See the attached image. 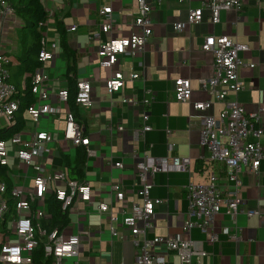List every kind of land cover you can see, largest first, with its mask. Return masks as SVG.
Listing matches in <instances>:
<instances>
[{"label": "crops", "instance_id": "crops-1", "mask_svg": "<svg viewBox=\"0 0 264 264\" xmlns=\"http://www.w3.org/2000/svg\"><path fill=\"white\" fill-rule=\"evenodd\" d=\"M43 2L52 15L45 29V37L47 50L53 53V58L43 64L50 75L52 105H57V90L75 89L76 83L81 80L91 82L92 105L82 109L75 105L72 111L84 125L86 135L91 139L90 148L95 149L97 155L88 157L85 146H73L64 139L62 130L66 109H71L69 103L66 109L62 107L61 112L43 117L38 124L25 110V126L20 132L32 133L38 129L55 134V140L50 143L52 163L47 167L49 172L67 170L69 173V167L74 165L76 157L86 152L85 176L79 181L91 185L93 206L89 207L87 215L68 213L69 223L62 228L67 235H84L79 264H136V250L132 241L113 236L109 215L98 213L96 207L100 202H105L113 212H118L124 206L129 209L134 202L142 203L143 199L138 194L140 180L135 171L140 158L132 157L131 153L165 157L169 154L168 142L171 141L175 145L172 154L189 155L194 160L193 168L191 172L168 170L156 173L151 196L162 199V202L156 206L154 227L148 230L147 236L152 239L156 235L176 234L182 230L188 210L187 184L190 180L205 181L207 167L220 168L219 164L207 165L202 159V155L207 154L200 144L202 116H217L224 107V103L215 100L203 89V83L213 74L214 57L211 52L203 50L202 45L207 36L215 35L228 36L248 46V50L240 55L246 63L239 70L243 89L233 97L249 113L264 109V0H245L240 11L222 10L221 21L216 24L210 20L211 12L207 9H204L200 23L188 21L189 9L202 7L201 0L153 2L150 13L153 34L146 43L145 51L137 52L135 56L122 55L114 68L101 65L98 54L100 44L112 36L128 37L139 33V29L131 28L130 23L137 16V0ZM106 5L112 6L116 20L112 34L99 29L102 21L99 11ZM177 23L183 24L181 30L176 29ZM59 24L66 30L67 42L75 57V69L71 75L68 74L71 58L60 45ZM73 26H76L75 30L70 29ZM25 34L23 22L16 13L0 14V52L13 61L14 66L9 68V74L13 76L20 73L17 63L19 57L26 54L23 46ZM117 71L123 73L125 86L110 93L107 81ZM134 72L140 73L141 77L132 79ZM25 76L26 73H21L16 80L12 77L10 82L15 85L20 83V87H23ZM179 78L191 81L189 102L181 103L175 99V82ZM125 96H134L139 104L133 106L123 102ZM145 97L152 99L149 123L153 129L146 133L145 140L135 141L133 130L142 124L145 106L141 101ZM211 99L213 103L205 111L195 109V102ZM262 117L264 123V113ZM4 126H7L6 121L0 117V127ZM167 130L171 131L170 135ZM262 142L264 144V135ZM10 161L11 168L6 167V177H1L11 185L32 186V180L24 175L26 171L31 175L30 169L13 156ZM118 161L124 163L123 168L114 166ZM240 177L243 204L236 222H232L226 214L225 204H222L221 213L216 218L215 231L220 236L221 244L207 242L199 229L192 232L196 248L207 252L199 259V264H264V160L259 174L251 172L249 167H243ZM112 181H122L126 191L124 201H117L111 195ZM51 195L54 192H48L45 196L46 210V199ZM79 207L87 208V204L80 201ZM249 210L263 213L248 215ZM49 217L47 213L45 219ZM2 225L5 223L0 225V232L4 233L6 229H2ZM225 226L233 229V232L236 227L241 228L243 241L237 244L230 239L223 232ZM113 227L121 234H129L128 229L118 223H114ZM170 264H179L177 257L170 258Z\"/></svg>", "mask_w": 264, "mask_h": 264}, {"label": "built area", "instance_id": "built-area-1", "mask_svg": "<svg viewBox=\"0 0 264 264\" xmlns=\"http://www.w3.org/2000/svg\"><path fill=\"white\" fill-rule=\"evenodd\" d=\"M162 0H137V16L132 19L131 28L139 29L128 37H111L103 41L99 47L100 63L103 66L114 68L122 55L135 56L137 52L145 51L146 43L153 34L151 22L152 4L161 3ZM181 2L189 0H179ZM202 7L189 9L188 21L200 23L203 19V11L211 12L210 20L213 23L221 21L220 13L225 9H243L245 0H201ZM260 2L261 0H257ZM15 9L10 0H0V14H14ZM42 23L47 27L52 17ZM102 21L99 24L100 31L112 34L116 27L111 5L104 6L99 11ZM182 23H177L176 29L181 30ZM75 30L76 26L70 28ZM202 49L213 54V74L203 83V89L207 90L215 100L224 103L219 115L202 116L201 141L207 154L202 155L207 165L215 163L214 167L205 168L206 180L203 182L190 180L186 186L188 210L182 224V230L176 234L156 235L150 239L147 232L154 227L156 206L162 199L152 198L151 189L156 173L161 171H192L194 160L189 155H175L173 142H168L169 154L165 157L152 156L148 153L140 155L131 153L134 158H140L136 165V173L140 180L138 194L143 202H134L127 209L125 206L118 212H113L112 207L105 202H100L96 207L98 213H107L112 224L110 232L113 236L129 238L136 250V264H170V258L177 257L179 264H199V259L207 255L204 250H198L192 232L199 229L205 235L206 241L215 244L220 243V236L215 231V222L221 213L222 204L226 205V214L232 222L241 211L243 204L242 180L240 173L243 167H249L251 172L259 174L261 163L264 160V123L262 114L264 109L249 113L243 105L233 97L243 89L239 70L246 63L240 56L241 52L248 50L246 44L239 43L228 36L217 37L209 35L202 45ZM53 58V53L47 50L46 37L42 39V49L39 54L41 65L36 69L32 78V92L36 101L29 105L26 114L35 124L47 116L66 109L69 101L67 88L56 92V106L52 105L49 91L50 75L43 66ZM11 63L5 53L0 52V117L6 121V125L13 122L15 112L20 106L17 98L18 89L15 84L8 81ZM141 77L140 73H132V79ZM125 86L123 73L117 71L107 81L110 93L119 91ZM92 85L89 80L78 82L76 105L82 109L92 105ZM192 94L190 79L179 78L175 82V99L178 102H189ZM123 102L136 106L139 101L134 96H125ZM145 109L142 115V124L133 130L135 141L145 140L146 133L153 129L149 123L152 99L145 97L141 101ZM213 103V100L195 102L194 107L198 111H205ZM64 104V106H62ZM62 134L65 140L73 146H85L87 156H95L97 152L90 148L91 139L86 135L84 125L79 121L76 113L66 109ZM22 131L14 134L10 139H0V164L10 167L12 156L25 165L32 172L26 171V179L32 180L29 188L23 185H9L0 176V225L5 223V233L0 232V263L1 264H34V252L42 247L44 255L51 258V264H79L81 254L80 233L67 235L63 229L45 227L42 220L47 217L45 196L48 192H54L59 200L61 209L65 213H80L87 215L89 207L93 206V194L91 185L77 179H72L67 170L48 171L47 167L52 163L50 156V143L55 140V134L45 130H34L32 133ZM170 135L169 130H167ZM117 168H123L124 163H114ZM62 184V185H61ZM110 192L117 201H124L126 191L122 181L110 182ZM11 201L13 204L11 205ZM85 202L87 208H80L79 202ZM12 207L14 212H12ZM248 215L261 214L260 210H249ZM12 218H8L9 215ZM9 219V220H8ZM118 223L126 227L128 235L121 234L113 227ZM225 226L223 232L237 244L243 241L241 228L236 227L232 231Z\"/></svg>", "mask_w": 264, "mask_h": 264}, {"label": "trees", "instance_id": "trees-1", "mask_svg": "<svg viewBox=\"0 0 264 264\" xmlns=\"http://www.w3.org/2000/svg\"><path fill=\"white\" fill-rule=\"evenodd\" d=\"M11 4L15 9L16 15L23 22L24 31L26 34L23 39V46L26 51L25 56L19 57V62L17 66L20 68V73L17 75H9L8 81L16 80V77L21 73H26L25 84L20 87L21 84L18 83L17 98L20 101V106L15 112L13 122L10 125L0 127V139H10L14 134L20 132L25 126L24 112L29 105L36 101V97L32 92V78L37 68L40 67L41 62L39 61V54L42 49V39L45 37L46 27L42 23L49 20V11L46 9L43 0H10ZM58 30L60 32V45L66 51L68 58H71V64L68 68V74L75 69V57L74 53L71 51L67 42V33L64 26L58 25ZM14 66L13 61L8 65V68ZM74 79V76H72ZM75 80L72 81V84ZM20 84V85H19ZM78 89V83H76V88H69V105L72 108L76 105V94ZM86 152H81L74 162V165L69 167V175L78 180L84 179V168H85ZM7 168L0 164V176L6 177ZM10 184V183H9ZM11 186V184H10ZM47 210L50 214L48 219H43L42 224L47 226H54L62 229L69 223L68 213H65L61 209L59 200L56 199L55 194L49 196L46 199ZM3 224V223H2ZM45 226V225H44ZM2 229H6L5 225L1 226ZM46 227V226H45ZM6 231V230H5ZM5 231H3L5 233ZM52 259L47 258L44 255L42 247L34 252V264H51ZM1 264V263H0Z\"/></svg>", "mask_w": 264, "mask_h": 264}, {"label": "rangeland", "instance_id": "rangeland-1", "mask_svg": "<svg viewBox=\"0 0 264 264\" xmlns=\"http://www.w3.org/2000/svg\"><path fill=\"white\" fill-rule=\"evenodd\" d=\"M80 238H81V248H82V239L84 238V235H80Z\"/></svg>", "mask_w": 264, "mask_h": 264}]
</instances>
